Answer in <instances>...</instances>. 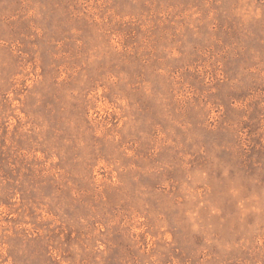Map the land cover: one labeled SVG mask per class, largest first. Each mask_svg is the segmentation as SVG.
<instances>
[{
    "label": "rangeland",
    "instance_id": "1",
    "mask_svg": "<svg viewBox=\"0 0 264 264\" xmlns=\"http://www.w3.org/2000/svg\"><path fill=\"white\" fill-rule=\"evenodd\" d=\"M0 264H264V0H0Z\"/></svg>",
    "mask_w": 264,
    "mask_h": 264
}]
</instances>
